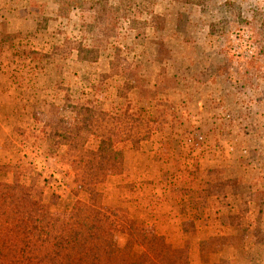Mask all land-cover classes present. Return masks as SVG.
Listing matches in <instances>:
<instances>
[{"label": "rangeland", "instance_id": "1", "mask_svg": "<svg viewBox=\"0 0 264 264\" xmlns=\"http://www.w3.org/2000/svg\"><path fill=\"white\" fill-rule=\"evenodd\" d=\"M137 1L0 0V184L17 181L61 222L77 204L108 210L120 247L140 222L187 242L188 264L193 227L153 226L156 207L176 193L218 213L229 193L237 239L261 243L264 1ZM101 142L120 164L103 163ZM207 181L209 197L189 193ZM212 250L200 245L205 264Z\"/></svg>", "mask_w": 264, "mask_h": 264}, {"label": "trees", "instance_id": "2", "mask_svg": "<svg viewBox=\"0 0 264 264\" xmlns=\"http://www.w3.org/2000/svg\"><path fill=\"white\" fill-rule=\"evenodd\" d=\"M135 1L126 0L122 8L126 10ZM153 1L138 0L137 6ZM107 146L105 151L101 142L97 153L103 163L120 164L112 143ZM110 214L89 202L75 205L71 217L61 222L32 201L17 181L0 184V264H188L187 242L181 247L168 246L162 238L147 235L140 222L131 229L125 245L118 246L119 233ZM136 246L142 251L131 263Z\"/></svg>", "mask_w": 264, "mask_h": 264}, {"label": "crops", "instance_id": "3", "mask_svg": "<svg viewBox=\"0 0 264 264\" xmlns=\"http://www.w3.org/2000/svg\"><path fill=\"white\" fill-rule=\"evenodd\" d=\"M9 95L10 94L6 92L0 93V112L4 110V107H2V104L4 103L3 99H9ZM9 107L13 109V106L9 105ZM229 162L231 163V161H228V163ZM124 176L125 175H122V177ZM236 176L237 175H230V177L232 178H235ZM207 182L208 184L204 182L202 185H197V187H190L189 193H201L205 196L208 195L209 197L210 193L208 191L211 183H209V181ZM227 187V185H221V190L226 189ZM227 194L229 193H226V195ZM226 195L221 196L220 200H222V203L220 204V209H216V212L218 213H215L213 212V210L208 208V205L201 207L191 202L183 203V201H178V194L176 195V193H174V200L170 198L169 201H167L166 199L162 200L163 202L159 201L160 204H158L156 208H158V210H161L162 208V213L158 215L157 220H155L156 218L154 219L153 226L161 228L164 224H170L176 227V229L182 230V227H184L185 224L188 223L193 227L192 229L190 228L191 236L189 238V255L191 258L189 260L190 264H205L206 260L204 261L200 258V245L201 247H204L206 246L207 242L213 249L210 252L211 257L206 258L208 259V262H213V264H254L255 260L252 259L258 257V255L264 256V252L260 250L261 247H263L262 245H264V241H262L261 243H252V241H247L245 239H237L240 236L237 230L238 223L233 220L234 218H229V215L232 216L236 213V219L238 218V204L236 203L234 196H231L229 198ZM171 196H173V194H171ZM216 197L218 198V195ZM236 199L238 200V202H240V198L238 196L236 197ZM247 205L248 213L245 217V219L247 220L245 224L247 225H244L247 229L246 232H244L249 234V230L257 224L255 223V220L249 219L250 217H248L251 215L254 216L252 201L247 202ZM178 209L181 210V215H179L180 212H178ZM164 210L168 211L164 212ZM224 213L226 214L221 217ZM185 233L186 232L183 231L182 234L186 235ZM159 235L164 236L166 241H170L169 238H167L166 234L162 233V231ZM249 242H251L252 244ZM247 257H249L250 263L246 262Z\"/></svg>", "mask_w": 264, "mask_h": 264}]
</instances>
